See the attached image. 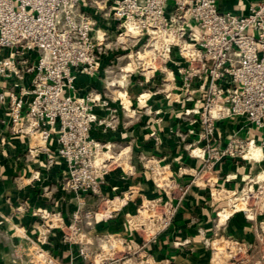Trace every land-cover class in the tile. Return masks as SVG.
Returning <instances> with one entry per match:
<instances>
[{
	"label": "built area",
	"instance_id": "built-area-1",
	"mask_svg": "<svg viewBox=\"0 0 264 264\" xmlns=\"http://www.w3.org/2000/svg\"><path fill=\"white\" fill-rule=\"evenodd\" d=\"M80 75L101 77L102 89L77 95ZM134 77L143 88L136 96L128 89ZM0 83L12 130L38 138L28 156L44 150L46 166L65 162L61 188L79 202L93 195L111 202V209L120 206L121 196H104L102 186L111 172H132V147L102 140L95 131L117 129L119 108L128 114L136 104L153 113L149 100L160 94L187 126L175 133L192 137L189 152L203 161L194 176L210 184L208 173L233 158L253 167L243 181L253 175L264 186V0L247 14L224 11L216 0H0ZM110 90L118 92L115 98ZM221 122L238 127L224 134ZM151 136L159 141L156 131ZM49 141L57 145L55 156L47 151ZM258 148L259 157L250 154ZM166 188L168 201L146 198L148 208L161 213V229L176 211L174 192L180 200L188 192L174 181ZM144 207L143 199L128 221ZM101 209L78 208L68 223L59 212L36 208L39 224L24 248L26 263L62 264L49 247L55 230L76 246L74 260L87 259L89 230L110 213ZM116 239L139 247L135 238Z\"/></svg>",
	"mask_w": 264,
	"mask_h": 264
},
{
	"label": "crops",
	"instance_id": "crops-1",
	"mask_svg": "<svg viewBox=\"0 0 264 264\" xmlns=\"http://www.w3.org/2000/svg\"><path fill=\"white\" fill-rule=\"evenodd\" d=\"M258 1L216 0L222 10L240 14H247ZM2 85L4 83H0V91ZM102 87L101 77L80 75L75 93L84 96L89 91L97 93ZM128 89L133 96L143 90L135 77L130 80ZM112 104L120 107L119 101ZM149 104L153 113L136 104L128 114L119 108L120 124L117 129L106 133L95 131V135L102 140L122 146L131 144L134 161L129 175L114 171L107 176L102 186L104 196L123 198L120 197L118 208L107 210L109 215L97 221L89 234L91 237L120 235L134 238L127 222L128 216L138 211L144 198L168 201L170 195L166 186L174 181L188 187V192L182 200L179 199V190L174 192L171 203L176 205V211L170 223L146 243L148 250L153 257L173 264H202L210 238L229 229L228 223L232 225V220L237 217L228 214L222 219L225 209L218 212V203L226 194L216 199L214 191L238 190L243 176L250 173L253 167L241 160L228 158L208 173L210 184L204 178H197L194 175L201 169L203 161L189 152L188 142L193 138L175 133L178 127L185 130L186 124L180 122L175 111L172 112L163 95H154ZM158 108L163 111L156 114ZM7 109L8 103L0 102V264H28L29 255L24 248L37 234L39 218L34 214L36 208L59 212L69 223L78 208L82 211L90 208L100 210L103 202L99 196L93 195H86L79 202L73 192L63 190L61 182L67 174L66 163L56 160L53 166H46L48 157L44 150L37 156H28L27 149L38 144V138L13 131ZM220 125L224 134L238 127L228 122H221ZM153 131L159 136L158 142L151 136ZM46 146L47 151L55 156L56 143L49 141ZM142 156L149 159V163L142 161ZM227 174H231V179H226ZM115 186L116 190L113 189ZM49 247L62 264L74 260L76 246L65 242L60 230L53 232ZM74 262L80 263L76 259Z\"/></svg>",
	"mask_w": 264,
	"mask_h": 264
},
{
	"label": "rangeland",
	"instance_id": "rangeland-1",
	"mask_svg": "<svg viewBox=\"0 0 264 264\" xmlns=\"http://www.w3.org/2000/svg\"><path fill=\"white\" fill-rule=\"evenodd\" d=\"M107 92L114 98L118 94L112 90ZM250 178L253 179L251 182L247 178L241 181L242 184L235 193H227V198L218 203V212L227 208L229 214L237 217L232 220V225L228 223L229 229L213 234L210 238L202 264H264V186L259 188L253 175ZM114 203L117 206L119 204L118 201ZM108 204L111 202L103 204L101 210L104 211L105 206L111 208ZM144 205L146 206L141 208L139 215L127 221L134 232V238L139 242L138 248L116 239L120 235L92 237L89 238L92 239L89 256L85 260L80 258L79 264H173L153 257L148 250L146 243L153 234L161 230L163 224L161 213L149 209L146 198ZM159 208L165 211L164 207Z\"/></svg>",
	"mask_w": 264,
	"mask_h": 264
},
{
	"label": "bare ground",
	"instance_id": "bare-ground-1",
	"mask_svg": "<svg viewBox=\"0 0 264 264\" xmlns=\"http://www.w3.org/2000/svg\"><path fill=\"white\" fill-rule=\"evenodd\" d=\"M250 154H254L255 156H257V157H259L260 156V150H259V148L258 149H254V150H251V152H250ZM247 191H249V190H247ZM227 193H230V192H220V191H217V193H215L214 194V197L217 199V198H220V197H222V196H224V194H227ZM246 198V197H245ZM235 199H237L238 200V198H235ZM241 199V198H240ZM230 201V200H229ZM236 202V201H235ZM238 204V203H237ZM236 204V205H237ZM147 205V204H146ZM145 205V206H146ZM108 210H111V208H108ZM229 214V212H227V208H225V210H224V214H223V217L224 216H227Z\"/></svg>",
	"mask_w": 264,
	"mask_h": 264
}]
</instances>
